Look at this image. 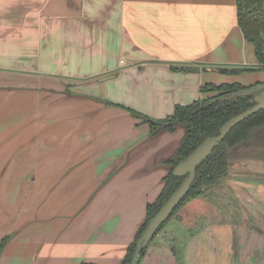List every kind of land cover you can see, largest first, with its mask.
Masks as SVG:
<instances>
[{
  "label": "crops",
  "instance_id": "crops-1",
  "mask_svg": "<svg viewBox=\"0 0 264 264\" xmlns=\"http://www.w3.org/2000/svg\"><path fill=\"white\" fill-rule=\"evenodd\" d=\"M224 65L259 66L237 0H0V264H121L187 130L126 107L165 118Z\"/></svg>",
  "mask_w": 264,
  "mask_h": 264
},
{
  "label": "rangeland",
  "instance_id": "rangeland-1",
  "mask_svg": "<svg viewBox=\"0 0 264 264\" xmlns=\"http://www.w3.org/2000/svg\"><path fill=\"white\" fill-rule=\"evenodd\" d=\"M76 8L74 14L80 11L79 6ZM56 18V15L50 16L51 25ZM90 33L96 38L100 31L93 28ZM106 35L95 41L105 42ZM66 36L70 35L66 32ZM57 37L55 34L54 42H58ZM74 38L68 40L74 42ZM78 50L90 52L84 47ZM101 54L92 55L91 67L102 62ZM88 56L91 54L83 53L79 57ZM235 67L242 66L217 67L213 81H240L246 85L258 81L260 70L238 74L219 70ZM65 88L71 91L75 86L66 83ZM15 117L18 120V116ZM228 161L227 178L182 206L150 243L141 264H264V126L253 129L248 140L231 147Z\"/></svg>",
  "mask_w": 264,
  "mask_h": 264
},
{
  "label": "trees",
  "instance_id": "trees-1",
  "mask_svg": "<svg viewBox=\"0 0 264 264\" xmlns=\"http://www.w3.org/2000/svg\"><path fill=\"white\" fill-rule=\"evenodd\" d=\"M237 19L246 40L253 44L258 60V67L220 68L226 74H238L246 71L264 70V0H237ZM264 81H256L250 85L238 81L223 83H206L201 91L204 98L186 105H177L172 114L161 119H154L132 108H127L135 117L150 125L151 133L156 134L162 128L174 130L179 123L187 125L186 133L179 146L173 167L164 178L163 188L158 197L147 204L146 219L139 227L134 240L127 248L121 264H141L150 243L158 236L182 206L191 198L205 193L228 176V150L249 139L253 129L264 126V108L245 118L229 130L210 154L197 165L195 175L181 201L159 225L147 244H143L144 233L152 218L161 210L173 193L179 189L189 175H176L174 167L186 159L206 139L220 133L224 124L234 116L252 108L255 104L256 92L248 90ZM211 93V94H210ZM6 240H3L5 242ZM3 244V243H2ZM94 264V263H82Z\"/></svg>",
  "mask_w": 264,
  "mask_h": 264
},
{
  "label": "water",
  "instance_id": "water-1",
  "mask_svg": "<svg viewBox=\"0 0 264 264\" xmlns=\"http://www.w3.org/2000/svg\"><path fill=\"white\" fill-rule=\"evenodd\" d=\"M248 92H256V104L252 108L234 116L229 121H227L221 128V131L218 135L206 139L186 159H184L174 167V173L176 175L189 176L182 183L179 189L173 193V195L164 204L161 210L152 218L144 233L143 244L148 243L149 239L152 237L159 225L167 218L168 214L186 194L188 187L195 175V169L197 165L200 164L210 154L214 147L223 140V138L231 128H233L239 122L243 121L245 118L255 114L256 112L264 108V83L250 88Z\"/></svg>",
  "mask_w": 264,
  "mask_h": 264
}]
</instances>
